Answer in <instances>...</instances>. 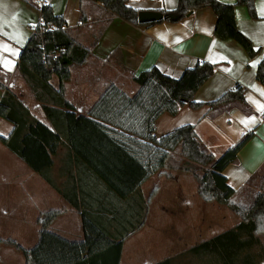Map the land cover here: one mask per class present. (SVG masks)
<instances>
[{"label": "crops", "instance_id": "crops-1", "mask_svg": "<svg viewBox=\"0 0 264 264\" xmlns=\"http://www.w3.org/2000/svg\"><path fill=\"white\" fill-rule=\"evenodd\" d=\"M43 1L55 14L63 16L73 37L86 46L107 15L100 3L91 0ZM126 4L138 10H172L177 0H126ZM255 10L257 17L251 18L245 6L234 8L238 29L257 51L251 57L237 41L214 35L216 16L208 7L197 9L178 22L153 25H134L112 16L86 62L72 69L70 79L65 82L66 98L76 115L90 117L91 106L108 83L130 94L127 86L134 83L132 76L152 66L177 78L199 60L213 63V74L193 98L204 105L194 109L185 104L176 114L162 113L155 121V136L159 138L174 128L191 124L203 149L217 160L251 129L252 136L238 149L236 159L228 162L220 173L225 184L236 191L232 201L250 207L256 194L264 192V112L258 110L256 103L264 105V77L257 78L259 62L254 65L264 55V0H255ZM31 11L34 12L32 5L23 0H0V79L34 118L51 127L41 104L16 69L20 51L32 34L30 27L36 16L29 15ZM21 14L24 18L16 21ZM14 22L22 25L24 34L12 32L9 25ZM51 83L57 84L55 76ZM236 83L244 87L250 112L243 111L237 103L212 108L206 104ZM3 93L0 89V100ZM251 117H255V124L241 122ZM63 128L67 129L65 124ZM12 130L13 124L0 117V135L7 137ZM75 138L77 151L62 138L52 156L48 176L57 189L0 143V238H12L25 248L32 247L37 241L39 213L61 209L63 212L50 225V231L69 242H83L86 234L98 238L97 246L105 241L103 237L113 242L108 249L91 256L88 264H222L215 253L191 249L236 226L238 218L218 203L202 201L196 191L183 184L186 176L176 178L184 186L166 192L165 203L157 207L152 205L160 188L153 185L158 191L144 213L148 196L144 184L161 177V170L122 198L121 192L128 190L130 183L119 181L115 177L118 174L111 176L107 171L106 165L113 159L106 151L107 142H97L82 130L75 132ZM103 176H111L110 181ZM59 190L69 196L75 193L79 207L70 206ZM82 210L87 232L82 224ZM161 214H168L165 218L168 222L159 220L163 219ZM58 255L55 252L50 257ZM0 264H25V260L14 247L0 244Z\"/></svg>", "mask_w": 264, "mask_h": 264}, {"label": "trees", "instance_id": "trees-1", "mask_svg": "<svg viewBox=\"0 0 264 264\" xmlns=\"http://www.w3.org/2000/svg\"><path fill=\"white\" fill-rule=\"evenodd\" d=\"M23 1L38 9L39 21L20 51L16 69L34 99L41 104L51 127L34 118L0 79V89L4 91L0 100V117L13 124V130L7 137L0 135V143L56 188L48 172L53 165L52 156L62 138L70 143L73 151L78 150L74 141H77L75 132L78 134L80 130L97 142L105 140L106 151L113 157L106 165L107 171L111 176L118 174L115 177L119 181L130 183L129 189L121 192L122 198L135 191L154 173L161 170L160 174H163L167 166L176 169L173 153H177L183 159V167L178 168L190 172L205 168L201 176L194 175L198 197L204 202L225 206L239 219L236 226L193 247L191 251L201 249L215 253L222 264H260L264 261V192L256 194L250 207L236 204L232 201L236 191L225 184L220 174L228 162L236 159L238 149L253 132L244 133L217 160L203 149L191 124L174 128L159 138L155 136V121L162 113L176 114L185 104L194 109L204 105L193 98L213 74V63L199 60L193 67L184 69L177 78L152 66L132 76L137 89L131 94L114 83H108L89 110L91 118L76 115L65 94V82L70 79L72 69L86 62L91 48L112 16L134 25H153L162 21L178 22L195 10L208 7L216 16L214 35L220 39L237 41L251 57L257 51L250 39L238 29L234 8L237 5L245 6L249 16L256 18L255 0H236L234 3L177 0L174 9L159 10L163 13L162 20L150 23H139L137 13L140 10L128 6L126 0H91L100 3L107 15L88 46L73 37L63 16L55 14L49 4L37 5L33 0ZM53 76L57 78L56 85L51 83ZM256 76L264 77V55L257 65ZM230 103L239 104L245 112L251 111L244 98V87L238 83L206 104L212 108ZM64 124L67 127L65 130ZM75 126L81 129H74ZM111 176L103 177L110 181ZM59 191L70 206L79 207L75 193L69 196ZM157 191L156 186L148 193L144 213ZM62 212L61 209H50L39 213L36 219L37 241L32 247L25 248L12 238H0V244L14 247L24 257L25 264H88L91 256L111 247L113 242L106 237L97 246L98 238L93 235L89 237L86 234L83 242L76 243L50 231V225ZM80 214L87 232L85 213L82 210ZM89 238L93 241H89ZM55 252L59 255L51 258L50 255L54 256Z\"/></svg>", "mask_w": 264, "mask_h": 264}, {"label": "rangeland", "instance_id": "rangeland-1", "mask_svg": "<svg viewBox=\"0 0 264 264\" xmlns=\"http://www.w3.org/2000/svg\"><path fill=\"white\" fill-rule=\"evenodd\" d=\"M32 9H33L34 12L31 11V14H29V15H34V16H36V18H35V21L31 24L32 25L30 27L31 30L38 23V19H39L38 9L35 6H32ZM21 18H24L22 14H21V16L20 15L18 16V18L16 19V21L18 19H21ZM9 27H11L12 32L15 33L16 35L19 34V33H23L24 34V32H25L24 29L22 28V25H20L18 22H14L13 24H10ZM97 29L95 30V32L97 31ZM27 36H29V34ZM127 89H128V91H130L131 93H133L134 91H136L137 86L134 83H131V85H128L127 86ZM173 158H174L173 161L177 165V168L176 169H172V167L167 166L165 169H163L164 170V173L160 175L161 177H158V176L157 177H154V178L148 180L144 184L143 189H144V191L146 193H149L150 190L152 189L153 185H155V184H157L159 186V188H160V194H158V196L156 198H154V201H153V205L152 206L157 207L158 205L165 203V200H166L165 194H166V192L169 194V192L172 191V188L178 189L180 187H183L184 186L183 185L184 183H185V185H186V187L188 189H191L193 191H196V180H195L194 175L201 176L204 173L205 168H203V169H197L194 172H190V171H187V170H184V169H180L178 167L179 166L180 167H183V165L181 163V161H183V159L177 153H173ZM170 163L172 164V159L170 160ZM167 175L174 176V178L173 179L172 178H168V177H166ZM180 176H186L185 180H183V184L181 183V181H179V180L176 179V178H178ZM210 203H212V202H210ZM214 203H216V202H214ZM221 206L225 210H227L228 212H230L228 208H226L223 205H221ZM156 210H157V208H156ZM161 215L163 216L162 217L163 219L159 218V220L162 223L165 222V221L168 222V219H165V218H167V215L168 214H161ZM170 223L172 224V218H171Z\"/></svg>", "mask_w": 264, "mask_h": 264}, {"label": "water", "instance_id": "water-1", "mask_svg": "<svg viewBox=\"0 0 264 264\" xmlns=\"http://www.w3.org/2000/svg\"><path fill=\"white\" fill-rule=\"evenodd\" d=\"M163 19V13L156 10H140L137 13V20L139 23H150Z\"/></svg>", "mask_w": 264, "mask_h": 264}, {"label": "snow or ice", "instance_id": "snow-or-ice-1", "mask_svg": "<svg viewBox=\"0 0 264 264\" xmlns=\"http://www.w3.org/2000/svg\"><path fill=\"white\" fill-rule=\"evenodd\" d=\"M262 15H264V11H262ZM221 59H224V57H221ZM258 62L259 61L254 62V65H255V63H258ZM7 63H10V62H7ZM7 63H6L5 66H7ZM262 95H264V93H262ZM256 103H257L258 110L264 112V105H260L258 102H256ZM241 122L244 123L245 125H251V124H255L256 123V119H255V117H251V118H247V119H242ZM249 130H251V129H249Z\"/></svg>", "mask_w": 264, "mask_h": 264}, {"label": "built area", "instance_id": "built-area-1", "mask_svg": "<svg viewBox=\"0 0 264 264\" xmlns=\"http://www.w3.org/2000/svg\"><path fill=\"white\" fill-rule=\"evenodd\" d=\"M36 2H37L38 4H40V5H41V4H45L43 0H36Z\"/></svg>", "mask_w": 264, "mask_h": 264}]
</instances>
